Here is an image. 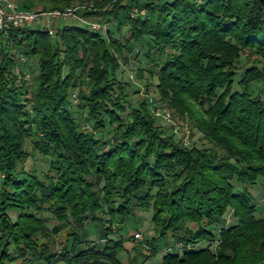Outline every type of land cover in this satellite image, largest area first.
<instances>
[{
	"label": "trees",
	"instance_id": "16d2710c",
	"mask_svg": "<svg viewBox=\"0 0 264 264\" xmlns=\"http://www.w3.org/2000/svg\"><path fill=\"white\" fill-rule=\"evenodd\" d=\"M20 3L32 10L92 4L85 15L129 37L113 36L112 25L98 33L73 22L55 35L36 25L0 33V264H121L123 239L108 235L135 209L151 213L155 235L146 242L171 234L181 245L159 264H264V217L251 193L264 178V67H247L235 81L234 65L246 48L264 57V0ZM144 37L164 54L161 102L187 115L209 147L184 145L156 125L143 97L137 106L128 100L119 59L127 63L125 48ZM14 47L37 57L32 88L15 80ZM255 81L261 96L252 95ZM76 85L93 130L114 125L109 138L75 121ZM27 138L48 160L42 176L23 166L32 154ZM228 209L234 222L220 228L218 243L199 246L216 242L213 226ZM91 221L106 231L102 244L86 239Z\"/></svg>",
	"mask_w": 264,
	"mask_h": 264
},
{
	"label": "rangeland",
	"instance_id": "374dc122",
	"mask_svg": "<svg viewBox=\"0 0 264 264\" xmlns=\"http://www.w3.org/2000/svg\"><path fill=\"white\" fill-rule=\"evenodd\" d=\"M79 3H74L75 6ZM67 8V7H65ZM44 10V9H42ZM51 10V9H45ZM85 10H95L90 6H84L82 9V14H84ZM140 13H144V10H141ZM137 12H132V15H136ZM85 15V14H84ZM86 19L90 22L93 21H101L104 23L105 27H111V33L115 37H119L121 41L127 39L129 37V32L124 29L123 36H119L115 31V27L112 21H106L102 19L100 15H88L86 14ZM146 52H149L150 56H146ZM12 53L14 54V68H17L15 73V80L17 79V75L19 74V78L21 81H24L23 84L27 83L29 88L35 86V75L37 74V57H36V65H35V57H28L25 64L19 61V56L22 53L21 48L14 47L12 49ZM125 55L128 57L127 63L120 62V69L118 70V79L127 83V97L130 103L133 106H137V104L141 101L143 97L147 104L148 109L152 116L156 119V125L166 131L168 134H173L176 140L180 139L179 129L177 133H175V127L179 126L181 130L187 129L186 138L180 139L184 145L188 146H196V147H209L210 143L203 137L202 133L198 130L191 128V121L189 117L181 116L178 114L172 107L167 104L161 102L159 95L157 93L156 84L158 82L157 72L159 70V62L164 57V54L156 52L153 48H151L150 38L144 37L138 42L131 41L127 47L125 48ZM26 56V55H25ZM122 63V64H121ZM235 70L236 77L235 81L241 77V74L247 67H251L255 65L259 68L264 67V57L260 54L255 53L251 49H243L240 53L239 59L235 62ZM153 71L155 76L151 77L150 73ZM139 73V74H138ZM151 83V85L147 86V83ZM146 87H148L146 89ZM252 95L261 96V83L255 81L251 84ZM69 97V107L74 114V119L80 126L83 127L85 131L93 132L96 138H104L106 133H110L113 131L114 125H107L104 129H96L93 130L91 126V122L86 117V111L82 107V103L79 99L78 86H74V88L70 92ZM72 94H75L73 96ZM31 96H29L30 98ZM29 106V105H28ZM166 112L170 114V117H167ZM122 117L128 119L125 113L121 114ZM185 126V127H184ZM184 127V128H182ZM109 138V134L105 136V139ZM26 149L29 153H32L25 163L23 164L25 169H34L38 175L42 176L48 170V160H46L40 153L33 152V145L30 138H27L25 141ZM101 183V182H100ZM154 192V191H153ZM144 193V192H141ZM251 193L254 196L255 203L257 206V217H264V178L259 177L256 184L251 187ZM47 219L46 224L49 227H52L56 222L55 219L48 213L42 215ZM151 213L150 211H142L139 209H135L134 213L129 216L124 221H120L119 218L112 225V232L108 235L114 239H123L124 243V251L119 254L121 259V264H159L162 260V256L168 251H177L180 252L181 245L179 241H176L173 236L170 234L163 239H158L156 245L150 244L146 242V239L149 240L152 236H154V232L152 230V223L150 221ZM234 219L231 215V209L225 213L224 217L221 219L219 224L213 226V232L216 236V242L207 243L201 242L199 246L209 245L211 248L214 247L218 243L220 228L229 224H232ZM190 227L195 228V224H189ZM139 232L141 234V239H135L133 237V233ZM87 238L89 240H95L103 243V239L106 235V231L103 227L95 221H91L88 225V229L86 231ZM148 246L149 248H147ZM63 264V263H58Z\"/></svg>",
	"mask_w": 264,
	"mask_h": 264
},
{
	"label": "built area",
	"instance_id": "2783aa9c",
	"mask_svg": "<svg viewBox=\"0 0 264 264\" xmlns=\"http://www.w3.org/2000/svg\"><path fill=\"white\" fill-rule=\"evenodd\" d=\"M83 8L84 6L82 5H75L61 10L21 9L18 8L11 0H0V33L7 32L10 28H22L26 26L36 25L47 30L49 34L55 35L57 32L58 22L64 23V21L67 19L75 21L82 26H86L95 32L105 33L107 31V28L105 27L104 23H101V21H88L86 19V16L82 14ZM20 60L23 62L22 64H25L27 61V56H25L24 54H20L19 61ZM16 69L17 68H15V70ZM19 77L20 76L18 74L16 79L17 82L20 81ZM72 95L75 96V94ZM166 115L167 117H170V114L168 112H166ZM174 129L176 133L179 129L181 139L183 137H187L185 132L187 131L186 127L185 130H181L179 126L175 127L174 124ZM140 236L141 234L139 232L133 233V237L135 239H141ZM146 247L149 248L148 246Z\"/></svg>",
	"mask_w": 264,
	"mask_h": 264
},
{
	"label": "crops",
	"instance_id": "0c3cea01",
	"mask_svg": "<svg viewBox=\"0 0 264 264\" xmlns=\"http://www.w3.org/2000/svg\"><path fill=\"white\" fill-rule=\"evenodd\" d=\"M17 7H19L20 8V6H21V3H20V0H11ZM55 20V19H54ZM66 22H73V23H76L75 21H72V20H69V19H67V20H65L64 21V23H66ZM56 24H57V21H56ZM60 24H62L61 22L59 23L58 22V26L60 25ZM0 40H1V35H0ZM35 65H36V58H35Z\"/></svg>",
	"mask_w": 264,
	"mask_h": 264
}]
</instances>
